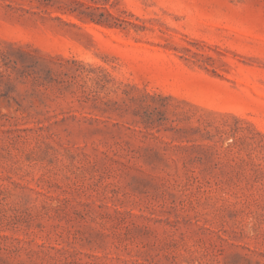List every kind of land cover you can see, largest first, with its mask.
<instances>
[{"label": "rangeland", "instance_id": "obj_1", "mask_svg": "<svg viewBox=\"0 0 264 264\" xmlns=\"http://www.w3.org/2000/svg\"><path fill=\"white\" fill-rule=\"evenodd\" d=\"M0 264H264V0H0Z\"/></svg>", "mask_w": 264, "mask_h": 264}]
</instances>
